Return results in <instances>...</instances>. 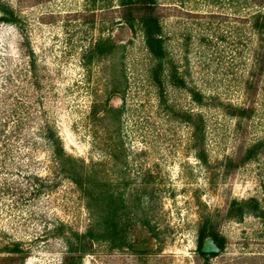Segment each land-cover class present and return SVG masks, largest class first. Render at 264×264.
Wrapping results in <instances>:
<instances>
[{"label":"rangeland","instance_id":"obj_1","mask_svg":"<svg viewBox=\"0 0 264 264\" xmlns=\"http://www.w3.org/2000/svg\"><path fill=\"white\" fill-rule=\"evenodd\" d=\"M0 264H264V0H0Z\"/></svg>","mask_w":264,"mask_h":264},{"label":"trees","instance_id":"obj_2","mask_svg":"<svg viewBox=\"0 0 264 264\" xmlns=\"http://www.w3.org/2000/svg\"><path fill=\"white\" fill-rule=\"evenodd\" d=\"M146 9L147 10H149V9H151L150 7H147L146 6ZM146 21V20H145ZM150 22H151V20H150V18H148L147 19V21H146V27H148L149 28V24H150ZM147 34H146V36H147V40H149V42L151 41V36H150V33H149V30L147 29V32H146ZM237 116L239 117V118H242L243 117V114L240 112V113H238L237 114ZM235 203H233V206H232V208H231V210L232 209H234L235 208ZM205 227H202V228H200V230H199V232H198V238H199V240H200V242H199V247L201 248V244H202V241H203V238L206 236V233H205ZM210 234V236H211V238L214 240V241H216L217 242V244L220 246L221 245V239L216 235V234H214L213 232H211V233H209ZM89 238H91L92 240L94 239V237H92L91 236V234H89ZM200 253L202 254V255H205L206 253H204V252H202L201 250H200ZM210 254H212V255H215V252H213V253H210Z\"/></svg>","mask_w":264,"mask_h":264},{"label":"water","instance_id":"obj_3","mask_svg":"<svg viewBox=\"0 0 264 264\" xmlns=\"http://www.w3.org/2000/svg\"><path fill=\"white\" fill-rule=\"evenodd\" d=\"M200 250L204 253H213L219 250L218 246L214 243L212 238L202 241Z\"/></svg>","mask_w":264,"mask_h":264}]
</instances>
